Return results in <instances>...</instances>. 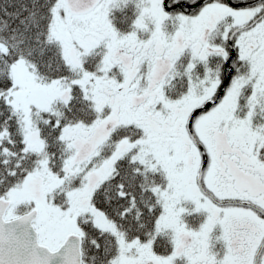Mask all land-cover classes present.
<instances>
[{"label":"snow or ice","instance_id":"snow-or-ice-1","mask_svg":"<svg viewBox=\"0 0 264 264\" xmlns=\"http://www.w3.org/2000/svg\"><path fill=\"white\" fill-rule=\"evenodd\" d=\"M0 264H264V0H0Z\"/></svg>","mask_w":264,"mask_h":264}]
</instances>
